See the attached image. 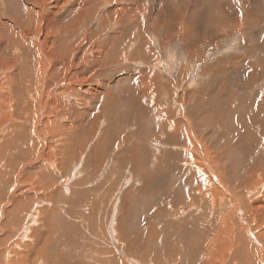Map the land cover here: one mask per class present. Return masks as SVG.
Returning <instances> with one entry per match:
<instances>
[{
    "label": "rangeland",
    "instance_id": "obj_1",
    "mask_svg": "<svg viewBox=\"0 0 264 264\" xmlns=\"http://www.w3.org/2000/svg\"><path fill=\"white\" fill-rule=\"evenodd\" d=\"M7 1L9 7L5 13L0 9V17L20 31L13 0ZM24 1L32 4L31 0ZM44 1L48 10L55 2L42 0L40 4ZM126 1L134 7L135 1ZM155 1L167 12H162L164 19L158 32L149 37L157 45L152 42L141 48L142 57L123 63V47L114 53L111 48L113 60L105 63L101 52L92 47L88 50V55L99 56V62L93 66L87 61L84 66L90 70L77 85L83 92L71 98L82 110H89L83 129L88 114L96 111L94 99L104 102L97 96L103 85L115 82L116 91H112V85L107 90L112 91L106 100L110 106L104 102L106 107L101 109L107 108L105 118L117 119L106 133L97 121L94 129L84 130L90 133V141L84 138L80 146L75 141L70 150L59 139L61 133L54 145L52 140L47 145L40 141V145H34L35 150L30 147L34 150L31 153L24 152L17 142L0 147V161L14 165L13 171H17L11 178L14 184L10 185V197H36L32 202L20 201L22 209L11 219L10 232L15 234V241L0 246L8 250L0 251V264H109L112 256L114 264H263L264 257L258 256L264 240L255 242L251 233L257 236L264 232V0ZM171 4L179 6L177 11L169 9ZM221 10L225 15L219 18ZM73 15L68 13L64 23ZM94 17V13L91 20L86 19V13L82 17L84 34L99 32ZM155 18V14L145 15L144 26ZM167 27L170 30L163 33ZM105 37L100 34L98 42H105ZM170 63L177 64L178 70L172 76L165 72ZM137 70L140 77H145L142 82L134 77ZM140 83L145 90L135 96ZM86 87L93 90L92 99L86 97ZM127 97L137 106L128 105ZM64 121L77 123L75 117ZM179 128L182 130L175 131L180 135L178 139L171 132ZM119 131L131 138L123 140L120 133H115ZM9 133L8 128H2L0 137ZM112 133L114 136L106 137ZM141 137L145 145L140 153L124 157L121 162L112 156L115 153L107 154L115 146L123 148L120 138L136 146ZM33 155L34 161L46 159L58 175L23 180L24 174L33 173V166L27 164L29 161L16 166V161L30 160ZM2 163L0 166H4ZM247 169L250 175H245ZM244 179L248 180L246 189L236 187ZM200 186L207 199L197 204L187 201L186 190ZM11 198L5 196L0 203V214L6 217L2 209L10 206ZM199 206H206V210ZM30 214L35 218L31 219ZM113 220L116 234L122 233L118 243L110 236ZM31 223L33 226L25 230ZM35 229L42 231L40 244L33 237ZM243 240L247 257L242 252Z\"/></svg>",
    "mask_w": 264,
    "mask_h": 264
},
{
    "label": "bare ground",
    "instance_id": "obj_2",
    "mask_svg": "<svg viewBox=\"0 0 264 264\" xmlns=\"http://www.w3.org/2000/svg\"><path fill=\"white\" fill-rule=\"evenodd\" d=\"M41 1L42 0H31L32 4L26 3L24 0L12 1L13 8L14 9L16 8V13L19 14L18 19H20L21 21L19 22L20 23L19 25L21 26V28L19 27L20 31H17L15 29V26L12 22L4 20L3 18L0 17V130L6 127L10 131L7 137H0V147L6 148L14 145L15 142H17L24 147L25 150L23 151L26 153L33 152L35 150L34 145L36 144L40 145L41 143L42 144L45 143L47 145L52 140L51 142L54 145L55 138L57 137L58 133L62 134L61 138L59 139H63L65 141L66 149L70 150L72 144L75 141H78L80 146L84 138H87L86 139L87 142L90 141L89 140V138L91 137L89 135L90 133L85 134L84 132L85 128L87 129L89 128V130H91L95 126L97 121L101 123V128H103L105 131L103 132L106 133L108 131L107 128H109L111 125L110 123L114 122L117 119L114 118L113 116H109V118H105V116H107L108 114L107 108L106 111H102L101 109L106 106H110L109 102H107L106 100L108 98L109 99L111 98V92L116 91L118 85H116L115 82L112 85V81L107 82L105 84L106 86L103 85L104 89L97 96L101 97L105 103L106 102L108 103V105L103 106L102 104L104 102L95 98L94 103L93 102L92 103L96 111L90 115L88 114L89 119L86 121L83 129H82V125L84 121L87 119L86 112L89 110L88 109L82 110V106H80L76 100L75 101L77 103H75L73 101L74 99L71 98L73 94L79 95L80 92H83L82 88L78 87L77 85H80L83 75L89 72L90 70L88 66H84L87 64V61L90 62L93 66H95V64L99 62V56L88 55V50L92 47L93 49L101 52L103 54L105 63L106 62L109 63V61L113 60L110 59L111 56H113L111 54V48H113L112 53H114L117 52V49H119V47H123L122 50H124V54L121 55V59L123 63H128L130 61H133L134 59H137L136 57H138L139 59V57H142L141 48H143L144 50L147 44L148 46L150 45L149 43L152 42L155 44V41H150L149 37L153 35L154 31L158 32L157 31L159 28L158 25L163 22L160 20L164 19L162 16V12L163 11L167 12L166 7L157 4L155 0H133L135 1L134 7L128 6L127 5L128 3L126 4L127 2L126 0L124 1L123 0H55L53 7H50L49 6L50 4L48 5L49 10L47 9L46 1H44L43 4H40ZM66 3H71L69 5L70 7L67 6ZM134 3H132V5ZM169 6H170L169 9L173 10L174 12L177 11L179 7L173 4ZM6 7H9L8 1L0 0L1 11L5 13V10H7ZM64 8H67V11L65 13L63 12ZM72 12L74 14L73 18H71V20H68L66 23H64V19L67 18L68 13H72ZM85 13H86V19L88 20L92 19L93 13L95 14L94 18H96V15H98V13H100L99 17L96 18V21L99 24L96 27H98L97 30L99 32H96L93 35L84 34L85 25L84 24L81 25V23H83L82 17L85 15ZM154 14L156 16L154 21L151 24H149V26H144L143 20L145 15L152 16ZM224 15L225 14L222 11L219 18H222ZM58 27L62 29H58ZM111 27H113V29ZM63 29L69 31L66 32ZM110 29L112 30L109 31ZM147 30L149 32H147ZM160 30L162 31V29ZM169 30L170 28L167 27L163 33L167 34ZM105 33H107V35H104ZM100 34H102V37L106 36L105 42L103 39L100 42H98V37L100 36ZM24 36L25 38L22 40ZM27 44H29V46ZM133 44L134 46H132ZM124 47H126V49H124ZM176 65L170 63V66L168 67L166 66L165 67L166 74L172 76L176 71L178 72V70L175 69ZM136 76L134 77L138 79L140 82H142L145 78L144 76L140 77V72H138V70ZM141 84L142 83H140L139 91L137 92V90H135L134 92L135 96L138 93L144 92L145 89L141 87L142 86ZM111 85H112V91L108 92L107 90L110 88ZM132 85H134L133 82ZM84 90L87 91V95H86L87 98L89 97L92 99L94 97L93 90L90 87H86V89ZM127 99L129 100L128 105H132V103H130L129 97H127ZM78 100H79V96H78ZM123 106L125 108L126 105ZM136 106L137 103L136 102L133 103L132 107H136ZM98 110H101L102 112L99 114ZM147 114L150 115L149 111L147 112ZM261 114L264 115V106L262 108ZM99 115L101 116L99 117ZM74 117L77 119L76 121L77 123L74 122V124H72L67 121H64L66 118H74ZM186 123L190 126L192 130H194L192 124H190V121ZM165 125H166L165 127H167V123ZM35 129H37L36 132L33 131ZM191 129L189 130L191 131ZM180 130H182V128H179L178 130H172L171 133L175 135L174 137L179 139L180 135L176 134L175 131H180ZM30 132H32V134ZM128 132H130V130ZM115 133H120L121 134L120 136L123 140L131 138V135H127L126 133H121V131ZM22 134H24L25 137L21 136ZM165 134L168 137H170V135L167 132H165ZM193 135L196 138L198 136L196 134ZM112 136H114V133L107 135L106 137L111 138ZM198 137L200 138L201 136ZM121 138H120V143L123 146V148L115 146L112 150H107V154H109L110 152L115 153L112 156L117 157L119 162L125 159L124 157L127 156L130 157L131 154L135 152L137 153L140 151L141 148H143L142 146L144 143H141V141H144L145 139L144 137L139 138L140 141L136 146L134 145L131 146L132 144L131 140L127 142H123ZM202 142L205 143V140L202 139ZM30 147H34V150H30ZM41 147H43V145ZM36 149H40V148H36ZM45 153L44 155H46ZM34 158L35 155H33L30 158V160L20 159L16 161V166H20L22 163L21 161L23 162L29 161L27 162V164L33 166L31 168L33 170V173L24 174L23 180H27L28 178L31 177L51 178V177H56L58 175L57 171L55 170L51 171V167L47 165L48 162L46 161V159L40 158L41 160H37L36 158L34 161L33 160ZM114 159L116 158H113L112 160ZM31 161L33 163H31ZM0 163L2 162L0 161ZM3 165L4 166H0V181L4 179L1 184L2 188L4 189L0 187V203L2 202L5 196H7V198H11L9 189H10V185L14 184L11 182V178L13 177L14 173L17 172L16 170L13 171L16 168L14 165L13 167L11 166L10 163ZM256 168L258 169V167ZM245 175H250L249 169L246 170ZM47 178L44 179L46 182L48 181ZM241 184L242 185H238V186L236 185V187L240 186L239 188L244 189L248 184V180L244 179V181ZM46 185L50 187L51 183L47 182ZM28 186L29 188H32L33 185L28 184ZM128 187L129 185L126 186V188ZM202 187L203 186H200L197 189L191 188L189 190H186L185 195L186 197H188L186 198V200L187 201L192 200L194 203L197 204L198 202L207 199L204 198L205 193L201 190ZM195 197H199L200 200L195 201L194 200ZM35 199L36 197L34 195L23 196V197L18 195L16 198L13 196L11 198L10 206L5 205V207L2 209L4 212H6L8 217L4 216V214H0V246H5L7 245V242L15 241V240L13 241V239L15 238V234L10 232V229L12 227L11 219L16 215L17 210L22 209V206H20V201L22 203L28 200L32 202L35 201ZM199 207L201 208L202 211L206 210V206H199ZM263 207L261 208V210L263 209ZM29 216H31L30 217L31 219L35 218L33 214H30ZM113 222L115 223V221L113 220L111 222L112 229L110 232V236L114 241L118 243L119 239H122V237L119 236L122 235V233L116 234V230H115L116 228L114 227ZM32 224L33 223L29 224L25 228V230H27V228H29L30 226H33ZM84 224L86 223L83 222L82 225ZM118 225L120 226V224ZM122 225L123 224H121V226ZM1 233H3V235H1ZM41 235H42V231L40 229L33 230V237L37 239L36 244H40V242L42 241ZM251 235L253 236V239L257 243L264 240L263 231L258 233L257 236L252 233ZM22 238L25 237L22 236ZM127 241L129 240H124V243ZM212 243H214V241ZM226 243L229 242L226 241ZM241 243L243 244L242 252L246 256L248 251L244 246L245 241L243 240ZM13 246L14 244L10 245V249L13 248ZM261 246L262 249H264V241L263 243H261ZM33 248L34 247L32 246L28 247V249H33ZM262 249L260 252L258 251L260 253V256L258 257L263 258L264 251H262ZM37 250L38 249L34 248V252L36 254L39 253V251ZM0 251L6 252L8 250H3V248H1ZM238 254L236 253L237 256ZM242 261L243 260H241V262ZM114 262H115L114 256H112V258L110 257L108 263L114 264ZM40 263H42V261H40L39 264Z\"/></svg>",
    "mask_w": 264,
    "mask_h": 264
}]
</instances>
